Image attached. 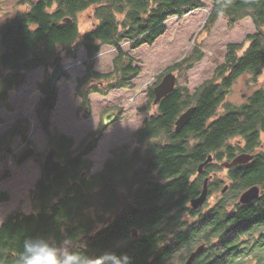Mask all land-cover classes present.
Wrapping results in <instances>:
<instances>
[{
    "label": "trees",
    "instance_id": "trees-1",
    "mask_svg": "<svg viewBox=\"0 0 264 264\" xmlns=\"http://www.w3.org/2000/svg\"><path fill=\"white\" fill-rule=\"evenodd\" d=\"M209 1L212 5L205 30L210 31L223 17L230 27L251 18L256 33L244 42L228 44L225 62L194 92L177 84L154 104L151 86L148 106L142 108L146 118L133 133L132 142L114 148L112 156L95 173L91 172V160L74 157L80 149L74 137L50 131L51 114L59 97L57 83L68 75L63 62L77 59L78 50L84 49L86 70L77 79L76 93L86 104L92 93L108 95L113 89H132L142 68L135 65L134 57L121 44L128 41L135 50L153 45L166 33V22L171 17L185 16L206 7V3L18 2L15 17L0 30V109L12 112L14 91L27 82L30 72L44 67L35 112L49 135L47 151L56 148L63 170L50 181L43 173L36 182L30 213L18 208L1 223L0 264H17L24 239L35 235L69 237L88 254L98 255L105 250L127 254L131 264H167L180 250L191 254L200 245L204 247L194 264H264V80L243 103L229 100L240 76L250 74L255 85L264 76V0ZM87 11L93 22L82 30L80 16ZM106 45L114 47L118 55L114 69L101 73L96 70L95 58ZM200 49L197 47L160 77L168 71L192 69L204 55ZM190 107H194L191 120L177 131L178 117ZM104 127L102 124L93 133L95 145ZM29 130V120L22 118L0 132V164L7 160L17 137L28 141ZM132 143H137L133 150ZM245 152L254 157L249 163L227 169L229 191L213 205L193 208L190 201L201 193L207 177H211L210 195L223 187L224 179L212 171L219 170L223 160ZM209 155L213 161L199 172ZM10 178L9 169L0 174V181ZM254 185L260 187V196L241 203L239 195ZM10 199L11 194L0 189V203Z\"/></svg>",
    "mask_w": 264,
    "mask_h": 264
},
{
    "label": "rangeland",
    "instance_id": "rangeland-1",
    "mask_svg": "<svg viewBox=\"0 0 264 264\" xmlns=\"http://www.w3.org/2000/svg\"><path fill=\"white\" fill-rule=\"evenodd\" d=\"M19 1H0V30L10 18L15 17ZM204 2L206 7L194 10L185 16L171 17L166 23V33L160 36L153 45L146 44L135 50L127 41L121 44L122 48L134 57L135 65L142 68L141 74L134 79L135 86L132 89H113L108 95L92 93L89 97V104H86L76 93L77 79L82 77L86 70L83 61L87 56L84 49L78 50L77 59H68L63 62L64 71L68 75L57 83L59 97L50 118L52 134L64 133L72 136L76 147L82 148L94 135L93 133L102 126L106 114L109 111H117L116 118L105 125L102 130L96 147L85 156L92 161L91 172L95 173L102 169L105 161L112 156L114 148L131 143L133 132L141 127L146 115L142 108L146 104L148 106L149 88L161 78V74L180 59L189 57L197 47H201L200 51L204 55L192 69L172 71L177 75L178 84L186 85L194 92L203 82L213 76L220 64L225 62L228 44L244 42L248 35L256 33V27L251 18L240 20L230 27L228 20L223 17L210 31L205 30L212 4L209 0H204ZM88 13V11L84 12L80 16L82 30L91 27L93 22ZM117 55L115 48L104 46L95 58L96 70L101 73L112 71ZM44 74V67L30 72L27 82L17 88L11 97L14 110L10 112L4 108L0 109V132L10 128L22 118L28 119L30 125L28 141H21L17 137L7 160L0 164V174L6 169L11 172L10 179L0 181V189L11 194L9 201L0 203V225L9 214L18 208H22L25 213L32 211L31 191L43 175V164L40 160L49 148V135L42 129L35 106L41 97L39 85L44 83ZM251 79V75L247 73L237 79L229 96L231 102L241 104L246 101V98L262 85L264 76L257 85ZM87 108L88 112H86ZM261 142L263 146L264 134ZM29 146L37 149L40 154L18 164L17 158L21 154L20 151ZM259 149L257 148L256 151ZM212 172L224 179V185L211 195L208 188V198L205 202L207 205H213L225 192L229 191L227 189L223 192V188L230 186L227 168L221 166L219 170ZM240 196L241 194L238 199ZM189 255L190 253L182 249L169 259L167 264H181V262L184 264Z\"/></svg>",
    "mask_w": 264,
    "mask_h": 264
},
{
    "label": "water",
    "instance_id": "water-1",
    "mask_svg": "<svg viewBox=\"0 0 264 264\" xmlns=\"http://www.w3.org/2000/svg\"><path fill=\"white\" fill-rule=\"evenodd\" d=\"M68 22L71 21L70 18L67 19ZM177 75L174 72H168L166 73L162 80L154 87V104L159 103V101L167 96L169 93H171L177 86ZM194 111V107H190L184 112L181 113V115L178 117L176 121V130L182 129L185 125L188 124V122L191 120L192 114ZM86 112H88V108L86 109ZM116 112H111L107 114L104 118V124L107 125L111 121H113L116 118ZM95 147V140L91 139L89 140L82 148H80L74 157H83L87 156ZM36 152V149L34 147H29L26 150L22 152V154L19 156L17 162L19 164L24 163L26 160H28L31 156L34 155ZM254 155L251 153H240L237 154L235 157H233L231 160H224L221 162V166L225 167L227 169L240 164H246L249 163L253 159ZM213 161L212 155H209L207 160H205L203 163L199 166V172L203 171L204 167ZM63 170V163L60 159L57 158V150L55 147H51L49 151L46 153L44 161H43V172L45 178L50 181L55 175H58ZM210 177H207L204 180L203 188L201 190V193L197 196L191 199L190 205L193 208H199L205 204L208 198V183H209ZM228 189V186H225L223 188V192H225ZM261 189L258 185H254L246 189L244 192H242L239 200L241 203H249L253 200L257 199L260 196ZM133 236L137 237L138 233L136 229H133ZM204 245L198 246L191 254L188 256L184 264H194L196 255L203 249Z\"/></svg>",
    "mask_w": 264,
    "mask_h": 264
},
{
    "label": "clouds",
    "instance_id": "clouds-1",
    "mask_svg": "<svg viewBox=\"0 0 264 264\" xmlns=\"http://www.w3.org/2000/svg\"><path fill=\"white\" fill-rule=\"evenodd\" d=\"M17 264H131V258L112 250L88 254L69 237L35 235L24 239Z\"/></svg>",
    "mask_w": 264,
    "mask_h": 264
},
{
    "label": "flooded vegetation",
    "instance_id": "flooded-vegetation-1",
    "mask_svg": "<svg viewBox=\"0 0 264 264\" xmlns=\"http://www.w3.org/2000/svg\"><path fill=\"white\" fill-rule=\"evenodd\" d=\"M162 78H163V77H162ZM162 78H160V79H159L155 84H153L152 86L155 87V86H156V85L162 80ZM150 88H151V87H150ZM150 88H149V91H148V96H149ZM147 103H148V102H147ZM146 106H147V104L144 106V108H145ZM111 112H113V111H109L107 114H109V113H111ZM114 112H116V114H117V111H114ZM145 112H146V111H145ZM107 114H106V115H107ZM145 118H146V115H145ZM145 118H144V119H145ZM143 122H144V120H143ZM143 122H142V124H143ZM142 124H141V126H142ZM134 132H135V131H134ZM134 132H133V133H134ZM91 139H94V140H95V144H96V139H97L96 136L93 135L89 140H91ZM89 140H88V141H89ZM132 140H133V134H132ZM88 141H87V142H88ZM131 142H132V141H131ZM136 145H137V143H132V147H131L132 150L136 147ZM95 146H96V145H95ZM29 147H30V146H29Z\"/></svg>",
    "mask_w": 264,
    "mask_h": 264
},
{
    "label": "crops",
    "instance_id": "crops-1",
    "mask_svg": "<svg viewBox=\"0 0 264 264\" xmlns=\"http://www.w3.org/2000/svg\"><path fill=\"white\" fill-rule=\"evenodd\" d=\"M82 49L80 48V51H81ZM84 51V50H83Z\"/></svg>",
    "mask_w": 264,
    "mask_h": 264
}]
</instances>
